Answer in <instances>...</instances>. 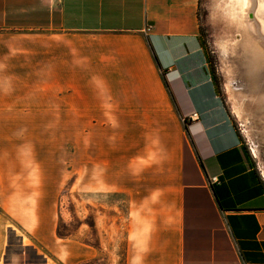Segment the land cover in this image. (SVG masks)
Here are the masks:
<instances>
[{"label":"crops","instance_id":"0c3cea01","mask_svg":"<svg viewBox=\"0 0 264 264\" xmlns=\"http://www.w3.org/2000/svg\"><path fill=\"white\" fill-rule=\"evenodd\" d=\"M198 8L0 0L2 70L15 63L19 81L50 88L51 111L107 130L111 152L94 174L128 194V264H264V175L217 80ZM254 39L242 37L246 56L264 50Z\"/></svg>","mask_w":264,"mask_h":264},{"label":"rangeland","instance_id":"374dc122","mask_svg":"<svg viewBox=\"0 0 264 264\" xmlns=\"http://www.w3.org/2000/svg\"><path fill=\"white\" fill-rule=\"evenodd\" d=\"M252 3L244 9L238 0H199L198 16L217 80L264 175V68L256 86L247 74V58L264 50L246 56L242 42L247 34L264 46ZM14 65L2 70L0 63V264H46L57 254V264H128L121 228L128 194L109 189L102 171L94 174L111 152L103 122L51 111L50 88L19 81Z\"/></svg>","mask_w":264,"mask_h":264},{"label":"bare ground","instance_id":"6f19581e","mask_svg":"<svg viewBox=\"0 0 264 264\" xmlns=\"http://www.w3.org/2000/svg\"><path fill=\"white\" fill-rule=\"evenodd\" d=\"M240 2H241V6L240 7H242V8H244V7L247 8L249 6L250 2L251 3L253 2L252 4H254V0H240ZM249 9H250V6H249ZM242 13H244V12H242ZM256 17L260 20V23H261L262 28L264 30V18H262V17H264V0H258V6H257V10H256ZM258 24H259V21H258ZM258 44H259L258 46L263 47L260 43H258ZM260 55H261L260 58H259L260 63H253V61L249 57L247 58L248 59V61H247L248 66L247 67H249V69H247L248 72L246 70L245 71L247 72V74L249 73V77H250V81H251L252 86H256L257 85L258 77L260 76V73H261L260 70H262L261 67L264 68V55H262V53ZM241 63L244 64L245 62H241ZM262 112L264 114V111H262Z\"/></svg>","mask_w":264,"mask_h":264},{"label":"trees","instance_id":"16d2710c","mask_svg":"<svg viewBox=\"0 0 264 264\" xmlns=\"http://www.w3.org/2000/svg\"><path fill=\"white\" fill-rule=\"evenodd\" d=\"M200 31H201V33H202L201 27H200ZM202 35H203V33H202ZM203 36H204V35H203ZM56 231H57V234H58V235H60V236L62 235L61 232L59 231L58 227H57V230H56Z\"/></svg>","mask_w":264,"mask_h":264},{"label":"built area","instance_id":"2783aa9c","mask_svg":"<svg viewBox=\"0 0 264 264\" xmlns=\"http://www.w3.org/2000/svg\"><path fill=\"white\" fill-rule=\"evenodd\" d=\"M150 27H147V29H149Z\"/></svg>","mask_w":264,"mask_h":264}]
</instances>
